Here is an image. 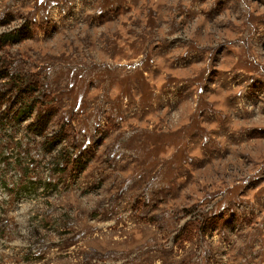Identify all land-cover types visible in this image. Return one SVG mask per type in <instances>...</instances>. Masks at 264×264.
Segmentation results:
<instances>
[{
	"label": "rangeland",
	"instance_id": "obj_1",
	"mask_svg": "<svg viewBox=\"0 0 264 264\" xmlns=\"http://www.w3.org/2000/svg\"><path fill=\"white\" fill-rule=\"evenodd\" d=\"M7 32L0 264H264V0H0Z\"/></svg>",
	"mask_w": 264,
	"mask_h": 264
},
{
	"label": "trees",
	"instance_id": "obj_2",
	"mask_svg": "<svg viewBox=\"0 0 264 264\" xmlns=\"http://www.w3.org/2000/svg\"><path fill=\"white\" fill-rule=\"evenodd\" d=\"M16 35V32H7L2 34V37L0 38L2 42L6 43L8 41L14 40V37ZM30 82L22 81V84H20V88L23 89L20 90L17 94V96H24L26 99H22L23 102H19L16 100L15 103H18V110L13 114V116H20L23 117L24 115H29L33 110V104L34 100L36 99L32 95V91L29 90ZM34 97V98H33ZM49 121V115L43 114V116H37V118L29 124L30 129L33 131V133L36 134H42V132L46 129V126Z\"/></svg>",
	"mask_w": 264,
	"mask_h": 264
}]
</instances>
